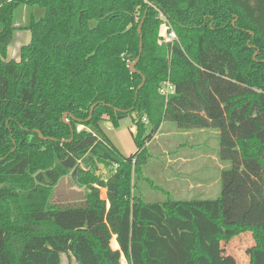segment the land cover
<instances>
[{
    "label": "trees",
    "instance_id": "1",
    "mask_svg": "<svg viewBox=\"0 0 264 264\" xmlns=\"http://www.w3.org/2000/svg\"><path fill=\"white\" fill-rule=\"evenodd\" d=\"M34 7L44 16L28 14L30 42L6 61L15 12ZM127 116L125 157L100 124ZM166 121L218 133L217 198L137 194ZM74 169L83 203L51 209ZM244 232L247 264H264V0H0V264H224L221 243Z\"/></svg>",
    "mask_w": 264,
    "mask_h": 264
},
{
    "label": "rangeland",
    "instance_id": "2",
    "mask_svg": "<svg viewBox=\"0 0 264 264\" xmlns=\"http://www.w3.org/2000/svg\"><path fill=\"white\" fill-rule=\"evenodd\" d=\"M28 14L34 15L36 20H39L44 16V10L39 7L32 8H20L15 12L14 18V26L16 29L13 31V36L11 43L8 46V52L6 56V61H14L18 62L20 58V49L22 46H26L30 42V31L24 29V26L27 24ZM161 37L164 42H169L170 37L167 33L166 27L163 26L161 29ZM130 65V64H129ZM105 122L101 124L105 126ZM109 123V122H107ZM100 124V125H101ZM109 125H111L109 123ZM130 128H135L134 120L131 116H127L124 119L118 122L116 128H112V130L108 133L112 144L119 151V153L125 157L129 156L130 153H134L137 151V147L135 144V136L136 132L131 136ZM82 127H78L77 130H82ZM136 129V128H135ZM88 130V129H87ZM182 138H180V141ZM158 143V142H157ZM214 141L208 146L209 151L204 153L205 155H209V157L217 158V152H214ZM155 146L150 151L151 157L146 161V163L142 167V176L145 178L144 173L146 171L151 170H159V166L164 163L163 155H154ZM147 151V150H146ZM179 152V151H178ZM148 154V152H147ZM217 156V157H216ZM80 168L86 169V165L83 163L79 164ZM114 170L113 167L104 170L103 168L96 171V175L106 178L109 174ZM146 180H140L137 183L136 192L141 197L144 203H157L159 201H185L189 200L188 196L174 193L173 191L169 193L159 192L158 190H162L160 188H156L153 184H148L150 180L145 178ZM150 179V178H149ZM192 181L190 179H187ZM150 185V186H149ZM155 185V184H154ZM218 190L217 198L220 194V182L218 187H214ZM87 194V190L85 188H80L75 186V184L71 180L70 174L66 177L59 180L57 185L55 186L51 198L48 201V206L51 209L54 208H64L66 206H79L84 201V196ZM147 195V196H146ZM100 198L105 199V190L100 189ZM214 198V199H215ZM195 199V198H193ZM253 245L252 235L249 232H244L241 235L232 237V239L225 240L220 245V259L224 264H247L248 261V252L249 249ZM32 257V256H31ZM32 259V264H36V261ZM58 264H76L72 258L67 255H61ZM122 264H126L124 260H122Z\"/></svg>",
    "mask_w": 264,
    "mask_h": 264
},
{
    "label": "crops",
    "instance_id": "3",
    "mask_svg": "<svg viewBox=\"0 0 264 264\" xmlns=\"http://www.w3.org/2000/svg\"><path fill=\"white\" fill-rule=\"evenodd\" d=\"M132 117L134 118L135 115ZM104 124L105 126L100 125L101 129L111 141L108 133L113 127L107 122ZM130 129L129 132L132 136L136 129ZM149 130L150 127L146 125L147 133ZM217 135L218 133L214 130H180L173 122H163L153 138L145 144L149 158L151 157L150 150L155 146L154 155H163L164 159L159 170L150 169L144 173L145 178L150 180L148 184H153L156 188L162 189L158 190L159 192L169 193L173 191L185 197L188 196L189 200L193 198L214 199L218 195V190L214 187L219 185L220 171L224 165L217 156V158H211L204 153L209 151L208 146L213 144V141L214 152H217Z\"/></svg>",
    "mask_w": 264,
    "mask_h": 264
},
{
    "label": "built area",
    "instance_id": "4",
    "mask_svg": "<svg viewBox=\"0 0 264 264\" xmlns=\"http://www.w3.org/2000/svg\"><path fill=\"white\" fill-rule=\"evenodd\" d=\"M168 35L170 37L169 39L170 41L175 39V35L173 32H170ZM173 92H174V87L169 81L162 83L159 88V94L162 95L165 99H167V97L171 95ZM142 121L146 123L145 119H143Z\"/></svg>",
    "mask_w": 264,
    "mask_h": 264
},
{
    "label": "water",
    "instance_id": "5",
    "mask_svg": "<svg viewBox=\"0 0 264 264\" xmlns=\"http://www.w3.org/2000/svg\"><path fill=\"white\" fill-rule=\"evenodd\" d=\"M140 29H141V25L138 27V33H140ZM140 51H141V43H140ZM135 63L131 64L130 65V69L132 70V67ZM133 71V70H132ZM93 110V107L91 108L90 112ZM103 168V165H100L99 166V169H102ZM76 170L77 169H74V171L71 173V180L73 183H75V175H76Z\"/></svg>",
    "mask_w": 264,
    "mask_h": 264
}]
</instances>
